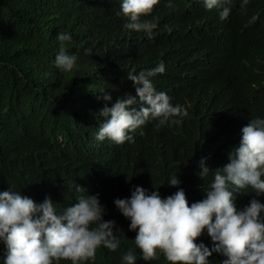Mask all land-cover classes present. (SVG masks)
Wrapping results in <instances>:
<instances>
[{"label": "trees", "instance_id": "16d2710c", "mask_svg": "<svg viewBox=\"0 0 264 264\" xmlns=\"http://www.w3.org/2000/svg\"><path fill=\"white\" fill-rule=\"evenodd\" d=\"M120 2L0 0V191L11 186L61 208L99 194L103 219L115 221L121 247H101L86 264H121L129 248L137 264H169L163 256L140 258L136 233L114 200L130 197L135 186L159 188L167 197L177 190L166 183L172 174H178L189 205L203 199L211 174L199 176L201 158L212 170L222 167L249 119L264 117V0H232L223 20L201 0H174V12L160 0L142 17L157 25L151 38L124 28ZM65 31L72 38L66 51L78 57L70 73L55 66V37ZM161 61L165 72L154 85L173 91V104L184 106L188 116L164 126L150 120L131 133L133 143L98 141L104 93L113 102L135 95L127 74ZM247 193L236 194L238 209L253 198L264 203V194ZM196 242L211 247L206 231ZM4 251L0 244V257ZM209 259L222 264L226 257L213 253Z\"/></svg>", "mask_w": 264, "mask_h": 264}, {"label": "clouds", "instance_id": "9594fccd", "mask_svg": "<svg viewBox=\"0 0 264 264\" xmlns=\"http://www.w3.org/2000/svg\"><path fill=\"white\" fill-rule=\"evenodd\" d=\"M159 2L121 0L117 14L126 18L125 29L151 38L157 25L142 17L149 16ZM201 2L207 10H219L222 20L232 10V0ZM167 7L174 12L177 5L168 0ZM55 39L59 45L55 66L70 73L78 66L77 55L66 51L71 35L59 32ZM164 72L161 61L147 70L128 73L135 95L125 93L113 102L112 96L104 93L98 141L133 143L131 133L150 120L164 126L179 124L188 116L184 106L173 104V91H157L154 78ZM241 132L239 145L228 152L225 165L212 170L206 166L207 158L199 161V176L204 179L211 174V180L203 185V199L189 205L178 174H172L166 183L177 190L167 197L161 196L159 188L149 191L135 186L130 197L114 200L118 211L130 221L129 231L136 233L134 245L142 260L163 256L169 264H212L209 257L217 253L226 257L222 264H264V203L253 198L242 208L236 206L237 193L248 194L251 189L256 196L264 194V117L249 119ZM77 191L85 192L81 187ZM57 205L48 197L37 203L11 186L0 191L2 264H86L95 260L101 247L110 252L121 247L115 221L103 219L105 206L99 194L80 196L62 208ZM205 231L211 247L196 242ZM120 261L137 264L135 250L129 248Z\"/></svg>", "mask_w": 264, "mask_h": 264}]
</instances>
